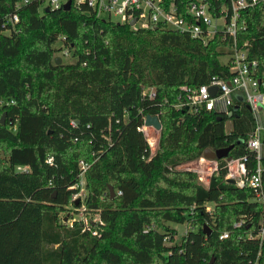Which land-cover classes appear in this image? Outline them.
<instances>
[{"label": "trees", "instance_id": "trees-1", "mask_svg": "<svg viewBox=\"0 0 264 264\" xmlns=\"http://www.w3.org/2000/svg\"><path fill=\"white\" fill-rule=\"evenodd\" d=\"M186 1L165 0L179 7ZM41 3L0 0V20L13 11L18 17L13 29L0 28V99L13 100L0 106V264H264V238L248 237L261 206L250 189L225 180L224 158L205 186L192 172L167 168L178 163L171 152L184 156L190 144L197 154L231 144L229 158L245 155L247 167L255 165L245 146L253 129L245 105L229 116L172 106L181 85L229 77L219 57L230 53V38L215 34L201 43L160 27L114 24L85 4L63 10ZM235 43L264 80L263 4L241 9ZM62 47L74 61L54 64ZM145 88L154 89L152 98L142 95ZM145 114L160 122L150 156L138 129ZM79 160L89 164L83 203L97 210L95 235L80 221H64ZM162 221L190 228L173 242Z\"/></svg>", "mask_w": 264, "mask_h": 264}, {"label": "built area", "instance_id": "built-area-1", "mask_svg": "<svg viewBox=\"0 0 264 264\" xmlns=\"http://www.w3.org/2000/svg\"><path fill=\"white\" fill-rule=\"evenodd\" d=\"M27 0H23L25 3ZM66 0H42L43 7L50 9L61 8ZM217 6H211L210 0H187L183 7L165 0H70V5L78 7L85 4L91 8L98 18L104 14L108 20L114 24H126L131 29L143 28L153 29L160 27L166 30L187 34L189 37L199 40L201 43L207 42L215 34H220L222 40L230 38V53L227 56L229 77L211 76L208 82L197 86L181 85L172 106L175 109H182L190 114H198L201 111H212L220 115H231L239 105H245L249 110L253 129L249 133L245 146L253 153L255 165L248 168L245 155L237 158H229L226 161L225 180L232 179L238 187L248 188L252 192L251 200L261 206V211L257 220V230L253 234L248 233V237H255L259 242L264 238V164L261 162L262 149L264 144V80L255 76V61L248 60L243 48L237 47L235 43L236 24L241 9L261 3L264 0H226ZM18 7L16 3L14 9ZM115 20H111V17ZM18 20L15 11L9 13L0 20V28L13 29ZM130 21L133 23L130 25ZM68 56L67 48L62 47L55 51V54ZM55 57V56H54ZM58 57V56H57ZM61 61V59H60ZM215 87L213 94H210L208 88ZM238 92L240 99L235 98L234 93ZM145 98L154 96L153 88H145L142 91ZM11 99H0V106L12 104ZM73 125V122H70ZM139 131L143 134L147 145L148 155H152L157 148V133L153 127L144 125V116L139 126ZM51 156L46 158V162L51 161ZM200 161L208 162L209 167L205 174L200 172L197 178L200 184L205 186L209 179L217 170L216 159H207L201 156ZM78 179L72 184L68 206L86 211L83 200L86 191L83 183V173L89 166L87 162L79 160ZM26 167H17V170H25ZM119 193V191H117ZM79 202L78 207H73L71 202ZM206 211L210 212L211 205L204 204ZM95 219H90L85 215L79 218L72 216L64 217L69 225L74 220L80 221L84 229L89 230L91 235L97 234V226L100 224L98 215ZM244 222L241 216L232 224V227H238ZM190 228L189 223H187ZM227 236V232L219 234L222 239ZM252 264H258L255 259Z\"/></svg>", "mask_w": 264, "mask_h": 264}, {"label": "rangeland", "instance_id": "rangeland-1", "mask_svg": "<svg viewBox=\"0 0 264 264\" xmlns=\"http://www.w3.org/2000/svg\"><path fill=\"white\" fill-rule=\"evenodd\" d=\"M41 7H43V4H41ZM101 18L104 19V18H106V16L104 14H102ZM110 19L115 20V18L113 16ZM4 33H6V31ZM59 44L60 43L57 41L54 44V48L57 47ZM54 56H58L61 59V61L64 63L74 61V59L72 57H70V55L62 56L58 53V54H55ZM226 60H227V56H225V55L219 57V61L221 63L226 62ZM3 123H4V121H3ZM228 127H229V122H226L225 123V129L227 130ZM155 132L157 133V140H158L160 129L155 131ZM157 143H158V141H157ZM5 147L6 146L4 144L0 145V154H2ZM155 151H154V153H155ZM181 152H183L185 155L184 156H180L179 154L175 155L176 153H178V150H174L171 152L172 157H173V155L176 156L178 163L174 166H170L169 164H167V168L170 170H177V171L181 170V171L192 172L193 174H195L197 182L201 183L199 181V179L197 178V173H198V175L200 174V172L205 174V172H206L205 170H207V167H209L208 162L200 161V158L202 156L203 151L200 152L199 154H197V151L195 150L194 146L190 144L189 146L184 147V149L181 150ZM82 180H83V178H82ZM83 183H84V180H83ZM96 211L97 210H94V209H86V211L82 212L81 207H79V209H77L75 211L74 208L67 205L66 210L64 211V217L72 216L74 218H79L80 216L85 215L86 217L93 220L97 217ZM61 215H63V212L59 213V216H61ZM162 222L164 225L168 226L171 230H173V232H174V234L172 236L173 242H178L180 237L185 233L186 229L189 228V226H187L188 225L187 222H182V223H172V222H167V221H162ZM211 262H212V259L210 258V260L208 261V264H210Z\"/></svg>", "mask_w": 264, "mask_h": 264}, {"label": "water", "instance_id": "water-1", "mask_svg": "<svg viewBox=\"0 0 264 264\" xmlns=\"http://www.w3.org/2000/svg\"><path fill=\"white\" fill-rule=\"evenodd\" d=\"M69 7H70V0H66L62 4V6H61V8L63 10H67ZM132 23L133 22L130 21L129 24L131 25ZM53 61H54V64H58V63H60V58L57 57V56H55L54 59H53ZM208 91H209L210 94H213L214 91H215V87L214 86H210L208 88ZM234 95H235V98L237 100L240 99V95H239L238 92H235ZM3 116H4V113H2V115L0 116V124L3 123ZM144 125L151 126L155 130H159L160 129V122L158 121V119H157V117L155 115L145 114L144 115ZM231 147H232V145L230 144L228 146H225V147H222V148H218V149H214V150L205 148L203 150V152H202V156L204 158H207V159H220V158H224V159L228 160L229 157L227 156V153H228V150ZM227 182L232 184L233 183V180L232 179H228ZM107 189H108L109 195L110 196H113L114 195V190H113L112 186L108 185L107 186ZM76 202L77 201H75V203ZM202 230H203V233H204L205 236H208L209 235V233H210V228L209 227L203 225V229Z\"/></svg>", "mask_w": 264, "mask_h": 264}]
</instances>
